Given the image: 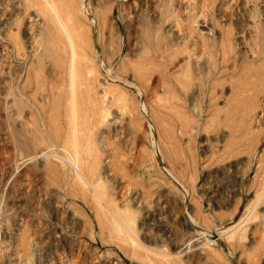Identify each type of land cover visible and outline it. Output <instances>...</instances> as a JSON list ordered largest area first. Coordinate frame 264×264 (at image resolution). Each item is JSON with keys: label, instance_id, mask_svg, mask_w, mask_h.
I'll return each mask as SVG.
<instances>
[{"label": "rangeland", "instance_id": "rangeland-1", "mask_svg": "<svg viewBox=\"0 0 264 264\" xmlns=\"http://www.w3.org/2000/svg\"><path fill=\"white\" fill-rule=\"evenodd\" d=\"M47 1L0 0V258L264 264V0Z\"/></svg>", "mask_w": 264, "mask_h": 264}, {"label": "bare ground", "instance_id": "bare-ground-1", "mask_svg": "<svg viewBox=\"0 0 264 264\" xmlns=\"http://www.w3.org/2000/svg\"><path fill=\"white\" fill-rule=\"evenodd\" d=\"M81 1H82V0H81ZM45 2H46V4H48L49 1L45 0ZM83 6H84V5H83ZM83 6H82V2H81V7H83ZM25 7H26V6H25ZM81 7H80V8H81ZM263 8H264V4H263ZM81 10H82V9H81ZM81 10H80V11H81ZM27 11H28V10H27ZM240 11H241V10H240ZM68 13H69V12H68ZM93 13H94V12H93ZM62 14H63V13H62ZM262 14L264 15V9H263V11H262ZM69 15H70V14H69ZM165 15H166V14H165ZM64 16H65V15H64ZM66 16H67V15H66ZM84 16H85V15H84ZM183 16H184V15H183ZM54 17H55V16H54ZM151 17H152V16H151ZM68 18H70V17H68ZM36 19H37V18H36ZM124 19H125V18H124ZM183 20H184V19H183ZM68 21H70V20H68ZM66 22H67V21H66ZM58 24H59V23H58ZM91 24H92V23H91ZM59 26H60V25H59ZM135 26H136V25H135ZM189 26H190V25H189ZM101 27H102V26H101ZM101 29H102V28H101ZM144 29H145V28H144ZM165 29H166V28H165ZM0 30H1V29H0ZM238 30L240 31V29H238ZM225 31H226V30H225ZM101 32H102V31H101ZM157 32H158V31H157ZM213 32H214V31H213ZM241 34H242V33H241ZM113 35H114V34H113ZM159 35H160V34H159ZM173 35H174V34H173ZM239 35H240V34H239ZM49 36H50V35H49ZM155 36H156V34H155ZM182 36H183V35H182ZM182 36H181L180 34H178V35L176 36V38H175L176 41H178V42L182 41L183 38H184V36H183V37H182ZM215 36H216V35H215ZM109 38H110V37H109ZM114 38H115V37H114ZM224 38H225V37H224ZM11 39H13L15 45L19 46V43H18L19 41H18L17 36H16L15 39H14V36L12 35V36H11ZM68 39H69V38H68ZM133 39H134V38H133ZM70 40H71V39H69V41H70ZM135 40H136V39H135ZM158 40H159V39H158ZM167 40H168V39H167ZM217 41H218V40H217ZM70 43H71V41H70ZM70 43H69V44H70ZM133 43H134V42H133ZM73 44H74V43H73ZM138 44H139V43H137V45H138ZM175 44H176V42H175ZM228 44H229V43H228ZM113 45H114V44H113ZM133 45H134V44H133ZM135 45H136V44H135ZM177 45H178V44H177ZM229 45H230V44H229ZM78 46H79V45H77V47H78ZM139 46H140V44H139ZM139 46H137V47H139ZM182 46H183V45H182ZM72 47H73V46H72ZM72 47H71V49H73ZM75 47H76V46H75ZM131 47H132V46H131ZM134 47H135V46H134ZM180 47H181V46H180ZM180 47H179V48H180ZM208 47H209V46H208ZM104 48H105V47H104ZM135 48H136V47H135ZM181 48H182V47H181ZM181 48H180V49H181ZM215 48H216V47H215ZM137 49H138V48H137ZM137 49H136V50H137ZM68 50H69V49H68ZM255 50H256V49H255ZM73 51H75V50H72V52H73ZM76 51H78V50H76ZM129 51H130V50H129ZM68 53H69V52H68ZM74 53H75V52H74ZM95 53H96V52H95ZM131 53H132V52H131ZM131 53H130V54H131ZM229 53H230V52H229ZM69 54H70V53H69ZM77 54L80 55L79 52H78ZM92 54H93V53H92ZM96 54H97V53H96ZM34 55H35V54H34ZM72 55H73V54H72ZM143 55H144V54H143ZM193 55L195 56L196 54H193ZM220 55H221V54H220ZM56 56H57V55H56ZM56 56H55V57H56ZM80 56H81V55H80ZM80 56H78V57L80 58ZM96 56H97V55H96ZM172 56H173V55H172ZM174 56H175V55H174ZM162 57H164V55H162ZM32 58H33V57H32ZM50 58H51V57H50ZM58 58H59V57H58ZM69 58H70V57H69ZM73 58H74V56H73ZM171 58H172V57H171ZM70 59H71V58H70ZM74 59H75V58H74ZM106 59H107V58H106ZM72 60H73V59H72ZM75 60H76V59H75ZM140 60H141V59H140ZM68 61H69V60L67 59V62H66V63H68ZM128 61H129V60H128ZM32 62H33V61H32ZM14 63H15V62H14ZM29 63H30V62H29ZM77 63H78V62L76 61V64H77ZM79 63H80V62H79ZM137 63H138V62H137ZM143 63L145 64V62H143ZM146 63H148V62H146ZM210 63H211V62H210ZM213 63H214V62H213ZM63 64H64V63H63ZM68 64H69V63H68ZM120 64H121V63H120ZM134 64H136V63H134ZM141 64H142V63H141ZM150 64H151V63H150ZM249 64H250V63H249ZM236 65H237V64H236ZM260 65H261V64H260ZM68 66H69V65H68ZM71 66H72V65H71ZM77 66H78V64H77ZM77 66H76V67H77ZM81 66H82V65H81ZM101 66H102V65H101ZM129 66H130V65H129ZM155 66H156V65H155ZM157 66H158V65H157ZM212 66H213V65H212ZM82 67H83V66H82ZM121 67H123V66H121ZM158 67H160V66H158ZM163 67H164V66H163ZM196 67H197V66H196ZM202 67H203V66H202ZM236 67H237V66H236ZM251 67H252V66H251ZM254 67H255V66H254ZM8 68H9V67H8ZM66 68H68V67H66ZM78 68H79V69H78ZM78 68H77V69L80 70V66H79ZM93 68H94V67H93ZM198 68H199V67H198ZM95 69H96V68H95ZM95 69H93V70H95ZM130 69H131V67H130ZM242 69H243V68H242ZM9 70H10V69H9ZM37 70H38V69H37ZM67 70H68V69H67ZM67 70H66V71H67ZM78 70H77V71H78ZM140 70H141V68H140ZM140 70H139V71H140ZM197 70H198V69H197ZM252 70H253V69H252ZM70 71H71V70H70ZM81 71H82V69L80 70V72H81ZM122 71H123V70H122ZM144 71H145V70H144ZM248 71H249V70H248ZM141 72H142V71H141ZM64 73H66V72H64ZM82 73H83V72H82ZM86 73H91V72H86ZM150 73H153V72H150ZM160 73H161V72H160ZM202 73H203V72H202ZM238 73H239V72H238ZM249 73H250V72H249ZM18 74H19V73H18ZM73 74H74V72H73ZM83 74H84V73H83ZM83 74H82V75H83ZM26 75H27V74H26ZM32 75H33V74H32ZM59 75H60V74H59ZM67 75L70 76L69 74H67ZM105 75H106V74H105ZM135 75H136V74H135ZM50 76H51V75H50ZM65 76H66V75H65ZM68 76H66V77H68ZM75 76H76V75H75ZM84 76H85V74H84ZM57 77H58V75H57ZM66 77H65V78H66ZM78 77H79V76H78ZM138 77H139V76H138ZM69 78H70V77H69ZM69 78H68V79H69ZM90 78H91V77H90ZM228 78H230V77H228ZM242 78H243V77H242ZM63 79H64V78H62V80H63ZM72 79H73V78H72ZM79 79H80V77H79ZM134 79H135V78H134ZM139 79H140V78H139ZM176 79H177V77H176ZM66 80H67V79H66ZM69 80H70V79H69ZM73 80H75V79H73ZM73 80H72V81H73ZM208 80H209V79H208ZM239 80H240V79H239ZM242 80H243V79H242ZM57 81H58V80H57ZM57 81H56V82H57ZM67 81H68V80H67ZM67 81H65V82L67 83ZM81 81H82V80H81ZM174 81H175V80H174ZM68 82H69V81H68ZM137 82H138V81H137ZM233 82H234V81H233ZM257 82H258V81H257ZM23 83H24V82H23ZM76 83L79 85L78 82H76ZM76 83H75V84H76ZM216 83H217V82H216ZM69 84H70V83H69ZM72 84H73V83H72ZM77 84L75 85V87H74V85H72V87H74V89H76ZM108 84H109V83H108ZM182 84H183V86H184V83H182ZM198 84H199V83H198ZM257 84H259V83H257ZM21 85H22V84H21ZM143 85H144V84H143ZM168 85H169V84H168ZM168 85H165V86H168ZM177 85H178V82H177ZM260 85H261V84H260ZM260 85H258V86H260ZM37 86H38V85H37ZM69 86H70V85H69ZM86 86H87V85H86ZM181 86H182V85H181ZM183 86H182V87H183ZM78 87H79V86H78ZM107 87H108V86H107ZM168 87H169V86H168ZM184 87H185V86H184ZM184 87H183V88H184ZM22 88H23V87H22ZM103 88H104V87H103ZM186 88H187V87H186ZM34 89H35V88H34ZM37 89H38V88H37ZM77 89H78V88H77ZM108 89H109V88H108ZM108 89H107V90H108ZM72 90H73V89H72ZM100 90H101V89H100ZM184 90H185V89H184ZM117 91H118V90H117ZM168 91H169V90H168ZM35 92H36V91H35ZM73 92H74V91H73ZM106 92H108V91H106ZM114 92H115V91H114ZM114 92H113V93H114ZM121 92H122V91H121ZM121 92L119 91L120 94H121ZM206 92H207V91H206ZM210 92H211V91H210ZM76 93H77V92H76ZM116 93H117V92H116ZM172 93H173V92H172ZM73 94H74V93H73ZM73 94H72V95H73ZM101 94L103 95V93H101ZM104 94H105V93H104ZM110 94H111V93H110ZM110 94H109V95H110ZM122 94H123V93H122ZM173 94H174V93H173ZM214 94H215V93H214ZM27 95H28V94H27ZM60 95H61V92H60ZM102 95H101V96H102ZM115 95H116V94H115ZM157 95H158V94H157ZM174 95H175V94H174ZM195 95H196V94H195ZM66 96L68 97V95H66ZM83 96H84V95H83ZM103 96H106V95H103ZM111 96H112V94H111ZM118 96H119V95H118ZM124 96H125V95H124ZM192 96H193V95H192ZM156 97H158V96H156ZM159 97H160V96H159ZM19 98H20V97H19ZM62 98H63V97H62ZM74 98H75V97H74ZM123 98H124V97H123ZM151 98H152V97H151ZM151 98H150V99H151ZM58 99H59V98H58ZM69 99H70V98H69ZM81 99H82V97H81ZM102 99H103V98H102ZM102 99H101V100H102ZM119 99H120V97H119ZM64 100H65V99H64ZM115 100H116V99H115ZM115 100H114V101H115ZM125 100H126V98H125ZM51 101H52V100H51ZM59 101H60V100H59ZM61 101H62V100H61ZM103 101H105V100H103ZM225 101H226V100H225ZM52 102H53V101H52ZM65 102H66V101H65ZM115 102H116V101H115ZM119 102H120V101H119ZM139 102H140V101H139ZM180 102H181V101H180ZM56 103H58V102H56ZM59 103L61 104V102H59ZM59 103H58V104H59ZM101 103H102V102H101ZM123 103H126V101L123 102ZM123 103H122V104H123ZM127 103H128V102H127ZM127 103H126V104H127ZM256 103H257V102H256ZM262 103H264V102H262ZM37 104H38V102H37ZM37 104H36V105H37ZM41 104H42V103H41ZM52 104H53V103H52ZM120 104H121V103H120ZM139 104H140V103H139ZM56 105H57V104H56ZM117 105H118V103H117ZM131 105H132V104H131ZM180 105H181V104H180ZM170 106L172 107V105H170ZM256 106H258V104H256ZM65 107H66V106L64 105V108H65ZM73 107H74V103H73ZM104 107H105V106H104ZM115 107H116V106H115ZM123 107H124V106H123ZM123 107H122V108H123ZM126 107H127V106H126ZM167 107H169V106H167ZM66 108H67V107H66ZM105 108H106V107H105ZM120 108H121V107H120ZM157 108H158V107H157ZM159 108H161V105H160ZM172 108H173V107H172ZM192 108H193V107H192ZM257 108H258V107H257ZM70 109H71V108H70ZM124 109H125V108H124ZM176 109H177V107H176ZM180 109H181V108H180ZM42 110H43V109H42ZM118 110H119V109H118ZM162 110H163V107H162ZM194 110H195V109H194ZM263 110H264V104L262 105V111H263ZM40 111H41V110H40ZM101 111H102V110H101ZM106 111H107V108H106ZM106 111H104V114H105ZM214 111H215V110H214ZM214 111H213V112H214ZM46 112H47V111H46ZM56 112H57V111H56ZM106 113H107V112H106ZM58 114H59V113H58ZM70 114H71V113H70ZM70 114H69V115H70ZM107 114H108V113H107ZM107 114H105V115H107ZM178 114H179V113H178ZM123 115H124V114H123ZM108 116H109V115H108ZM102 117H103V116H102ZM106 117H107V116H106ZM178 118H179V117H178ZM179 119H180V118H179ZM179 119H178V120H179ZM10 120H11V119H10ZM104 120H105V119H104ZM104 120H103V121H104ZM187 120H188V119H187ZM5 121H6V120H5ZM101 121H102V120H101ZM105 121H106V120H105ZM70 122H71V121H70ZM131 123H132V122H131ZM66 125H67V124H66ZM72 125H73V124H72ZM25 127H26V126H25ZM25 127H24V128H25ZM66 127H67V126H66ZM259 127H260V126H259ZM26 128H27V127H26ZM69 130H71V129H69ZM74 130H75V129H74ZM33 132H34V131H33ZM191 132H192V131H191ZM34 133H35V132H34ZM63 133H64V132H63ZM70 133H71V132H70ZM70 133H69V134H70ZM64 134H66V132H65ZM67 134H68V133H67ZM67 134H66V135H67ZM72 134H74V133H72ZM75 135H76V133H75ZM33 136H34V135H33ZM44 137H46V136H44ZM56 137H57V136H56ZM100 138H101V137H100ZM41 139H42V138H41ZM57 139H58V138H57ZM57 139H56V140H57ZM119 140H120V139H119ZM43 141H44V140H43ZM69 141H70V139H69ZM31 142H32V141H31ZM56 142H57V141H56ZM60 144H61V143H60ZM63 144H64V141H63ZM87 144H88V143H87ZM1 145H2V144H1ZM2 146H3V145H2ZM66 147H67V146H66ZM53 148H54V147H53ZM0 150H1V149H0ZM62 150H63V149H62ZM4 153H5V152H4ZM43 153H44V152H43ZM73 153H74V152H73ZM53 154H54V153H53ZM106 154H107V152H106ZM39 156H40V155H39ZM42 156H43V155H42ZM260 156H261V155H260ZM40 157H41V156H40ZM43 157H45V156H43ZM112 157H113V156H112ZM179 157H180V156H179ZM31 158H32V157H31ZM62 161H63V160H62ZM62 161H61V162H62ZM112 161H113V160H112ZM24 162H26V161H24ZM69 162H70V164H71V165H70L71 167H72V166L75 167V168H74V169H75L74 172L76 173V174H75L76 176L74 175V177H78L80 180H82L81 183H82V182L86 183V182L84 181V176H83L82 172L80 171V168L77 166V162L74 161V160L71 161L70 159H69ZM69 162H68V163H69ZM91 162H92V161H91ZM91 162H90V163H91ZM112 163H114V162H112ZM75 164H76V166H75ZM91 164H92V163H91ZM137 165H138V164H137ZM141 165H142V164H141ZM67 166H68V164H67ZM142 166H143V165H142ZM178 166H179V165H178ZM18 167H19V166H18ZM18 167H17V168H18ZM92 167H93V166H92ZM115 167H117V166H115ZM143 167H144V166H143ZM88 168H89V167H88ZM118 168H119V167H118ZM120 168H121V167H120ZM19 169H20V168H19ZM95 170H96V168H95ZM122 171H123V170H122ZM88 172H89V171H88ZM90 172H91V171H90ZM94 172H95V171H94ZM72 174H73V173H72ZM94 174H95V173H94ZM121 174H122V173H121ZM22 175H23V174H22ZM69 175H70V174H69ZM145 175H146V174H145ZM151 175H152V174H151ZM10 176H11V174H10ZM13 176H14V175H13ZM123 176H124V175H123ZM125 176H126V175H125ZM128 177H130V176H128ZM70 178H71V177H70ZM87 178H88V177H87ZM144 178H145V177H144ZM76 179H77V178H76ZM129 179H130V178H129ZM134 179H135V178H134ZM134 179H133V180H134ZM145 179H146V178H145ZM77 180H78V179H77ZM87 181H88V180H87ZM129 181H130V180H129ZM262 182L264 183V181H262ZM8 183H9V182H8ZM101 183H102V182H101ZM118 183H119V182H118ZM136 183H137V182H136ZM96 184H98V183H96ZM123 184H124V183H123ZM134 184H135V183H134ZM82 185L84 186V184H82ZM106 185H107V184H106ZM118 185H119V184H118ZM128 185H129V184H128ZM263 185H264V184H262V186H263ZM77 186H78V185H77ZM98 186H99V185H98ZM98 186H96V190L98 189V188H97ZM101 186H102V185H101ZM103 186H104V185H103ZM78 187H79V186H78ZM78 187H77V188H78ZM86 187H87V186H86ZM119 187H120V186H119ZM126 187H127V186H126ZM126 187H125V188H126ZM79 188H80V187H79ZM121 188H122V187H121ZM121 188H120V190H121ZM125 188H124V189H125ZM128 188H129V186H128ZM263 188H264V187H263ZM85 189H86V188H85ZM126 189H127V188H126ZM63 190H64V189H63ZM102 190H103V188H102ZM127 190H128V192H129V189H127ZM258 190H260V189H258ZM262 190H263V189H262ZM10 191H11V190H10ZM98 191H99V189H98ZM133 191H134V190H133ZM263 191H264V190H263ZM122 192H124V191H120L121 195L123 194ZM131 192H132V191H131ZM259 192H260V191H259ZM259 192H258V193H259ZM91 193H92V192H91ZM95 193H96V191H95ZM104 193H105V190H104ZM104 193H103V194H104ZM118 193H119V192H118ZM260 193H262V191H261ZM79 194H80V193H79ZM100 194L102 195V193H99L97 196H100ZM125 194H126V193H125ZM262 194H263V193H262ZM95 195H96V194H95ZM127 195H128V194H127ZM130 195H131V194H130ZM130 195H128V196L130 197ZM133 195H134V194H133ZM79 196H80V195H79ZM104 196H105V195H104ZM128 196H126V197H128ZM135 196H136V195H135ZM260 196H261V194L258 195V197H256V201H258V198L260 199ZM80 197H81V196H80ZM89 197H90V196H89ZM93 197H94V196H93ZM102 197H103V196H102ZM129 197H128V198H129ZM63 198H64V197H63ZM90 198H91V197H90ZM95 198H96V197H95ZM97 198L99 199V197H97ZM100 198H101V196H100ZM104 198H105V197H103V199H104ZM131 198H132V197H131ZM83 199H84V198H83ZM107 199H109V198H107ZM110 199H111V198H110ZM134 199H135V198H134ZM100 200H102V199H100ZM100 200H98V201H100ZM123 200H124V199H123ZM94 201H95V199H94ZM94 201H93V202H94ZM102 201H103V200H102ZM124 201H126V200H124ZM129 201L132 202V200H129ZM136 201H137V199H136ZM256 201H255V202H256ZM80 202H81V201H80ZM89 202H90V201H89ZM93 202H92V203H93ZM95 202H96V201H95ZM100 202H101V201H100ZM96 203H97V202H96ZM110 203H111V201H110ZM114 203H115V202H114ZM137 203H138V205H139L140 200H139ZM258 203H259V202H258ZM19 204H20V203H19ZM22 204H23V203H22ZM140 204H141V203H140ZM254 204H255V203H254ZM20 205H21V204H20ZM107 205H109V203H108ZM124 205H125V204H124ZM126 205H127V204H126ZM92 206H93V205H92ZM95 206H97V204H95ZM105 206H106V205H105ZM135 206H136V203H135ZM101 207H102V206H101ZM109 207L112 208L113 205L110 204ZM125 207H126V206H125ZM137 207H138V206H137ZM14 208H15V207H14ZM95 208H96V207H95ZM98 208L100 209L99 206H98ZM106 208H107V207H106ZM114 208H115V207H114ZM127 208H128V207H127ZM151 208H152V206H151ZM101 209H102V208H101ZM108 209H109V208H108ZM108 209H107V211H108ZM121 209H123V206H122V208H121V207H120V208H117V207H116V210L114 211V213L112 212V213L114 214V216H115L113 219L116 218L115 220L118 221V222H120L121 225H124V226H125V229H128L129 231H131V229H130V227H131V226H130V225H131V217H130V214L128 215V213H125L124 209H123V210H121ZM139 209H140V208H139ZM94 210H95V209H94ZM127 210H128V209H127ZM127 210H126V211H127ZM137 210H138V209H137ZM110 211H111V210H110ZM129 211H130V210H129ZM129 211H128V212H129ZM74 212H75V211H74ZM101 212H102V211H101ZM130 212H131V211H130ZM112 213H111V214H112ZM131 213H132V212H131ZM149 213H150V212H149ZM108 214H109V213H108ZM113 214H112V215H113ZM132 214H133V213H132ZM146 214H147V213H146ZM98 215H99V214H98ZM102 215H103V213H102ZM10 216H11V215H10ZM134 216H135V215H134ZM111 217H113V216H111ZM111 219H112V218H111ZM115 220H113V221H115ZM107 221H108V219H107ZM111 221H112V220H111ZM113 221H112V222H113ZM116 221H115V223H114L115 225H117V224H116ZM208 221H209V220H208ZM242 221H243V220H242ZM240 222H241V221H240ZM19 223H20V222H19ZM242 223H243V222H242ZM115 225H114V226H115ZM118 225H119V224H118ZM238 225H239V224H238ZM119 226H120V225H119ZM124 226H122V227H124ZM132 226H133V225H132ZM107 228H109V227H107ZM133 228H134V227H133ZM133 228H132V229H133ZM23 229H24V228H23ZM28 229H29V228H28ZM32 229H33V228H32ZM101 229H102V227H101ZM8 230H9V229H8ZM128 230H127V231H128ZM2 231H3V230H2ZM129 231H128V234L130 233ZM7 232H8V231H7ZM74 232H75V231H74ZM20 233H21V232H20ZM21 234L23 235V232H22ZM84 234H85V233H84ZM130 234H131V233H130ZM130 234H129V235H130ZM147 234H148V233H147ZM132 236H133V234L131 235V237H132ZM127 237H128V236H127ZM135 237H136V236H134V238H135ZM9 238H10V237H9ZM24 238H25V234H24ZM26 238H27V237H26ZM147 238H148V237H147ZM132 239H133V238H132ZM225 239H226V238H225ZM134 240H135V239H134ZM134 240H133V241H134ZM21 241H22V240H21ZM173 242H174V241H173ZM24 244H25V243H24ZM54 244H55V243H54ZM214 244H215V243H214ZM139 245H140V244H139ZM141 245H142V244H141ZM21 247H22V246H21ZM145 247H146V246H145ZM145 247H144V248H145ZM23 249H24V248H23ZM146 249H147V248H146ZM187 249H188V248H187ZM16 250H17V249H16ZM179 251H180V250H179ZM187 251H188V250H187ZM22 252H23V251H22ZM22 252H21V253H22ZM152 252H153V251H152ZM31 253H32V252H31ZM159 254H160V253H159ZM163 254H164V253H163ZM163 254H162V255H163ZM182 255H183V254H182ZM216 255H217V254H216ZM163 256H164V255H163ZM76 259H77V257H76ZM200 259H201V258H200ZM219 259H220V258H219ZM93 261H94V260H93ZM88 262H90V261H88ZM3 263H6V264H23V263H21V262H20V263H19V262H16V261H15L12 257H10L9 255H7V256L5 255L4 257L0 258V264H3ZM200 263H201V262H200ZM26 264H28V263H26Z\"/></svg>", "mask_w": 264, "mask_h": 264}]
</instances>
